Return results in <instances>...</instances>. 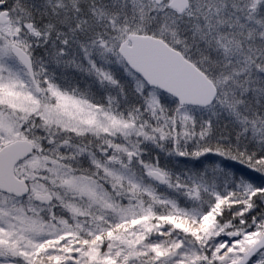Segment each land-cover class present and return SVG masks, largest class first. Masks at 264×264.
Segmentation results:
<instances>
[{
	"label": "snow or ice",
	"instance_id": "snow-or-ice-1",
	"mask_svg": "<svg viewBox=\"0 0 264 264\" xmlns=\"http://www.w3.org/2000/svg\"><path fill=\"white\" fill-rule=\"evenodd\" d=\"M0 264H264V0H0Z\"/></svg>",
	"mask_w": 264,
	"mask_h": 264
},
{
	"label": "trees",
	"instance_id": "trees-1",
	"mask_svg": "<svg viewBox=\"0 0 264 264\" xmlns=\"http://www.w3.org/2000/svg\"><path fill=\"white\" fill-rule=\"evenodd\" d=\"M211 155V154H210ZM232 163H235V162H232Z\"/></svg>",
	"mask_w": 264,
	"mask_h": 264
}]
</instances>
